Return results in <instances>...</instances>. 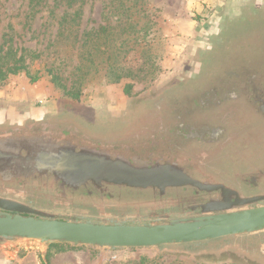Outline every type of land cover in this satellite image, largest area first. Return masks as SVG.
Wrapping results in <instances>:
<instances>
[{"label":"flooded vegetation","instance_id":"flooded-vegetation-1","mask_svg":"<svg viewBox=\"0 0 264 264\" xmlns=\"http://www.w3.org/2000/svg\"><path fill=\"white\" fill-rule=\"evenodd\" d=\"M201 69L191 57L160 94L115 107L0 100V213L157 225L263 207L264 137L246 140L251 126L264 129V83L207 89L194 77ZM174 85L183 92L171 93ZM168 100L182 108H166ZM13 241L0 238V264ZM176 248L264 264V231Z\"/></svg>","mask_w":264,"mask_h":264},{"label":"rangeland","instance_id":"rangeland-1","mask_svg":"<svg viewBox=\"0 0 264 264\" xmlns=\"http://www.w3.org/2000/svg\"><path fill=\"white\" fill-rule=\"evenodd\" d=\"M29 4L30 0H0V57L11 45L23 68L0 81L4 102L64 100L94 109L115 107L146 92L158 94L191 57L202 67L195 79L208 82L203 88L226 85L236 90L234 85L239 83H264V0H37L35 7ZM3 62L0 59V67ZM34 75L39 79L31 83ZM173 87L171 93L184 90ZM166 104V108H182L181 100ZM261 129L251 126L247 143L261 141ZM223 239L205 243L214 245ZM211 252L169 246L107 255L58 244L49 247L43 258L39 247L14 240L3 264H135L140 259L144 264H234Z\"/></svg>","mask_w":264,"mask_h":264},{"label":"water","instance_id":"water-1","mask_svg":"<svg viewBox=\"0 0 264 264\" xmlns=\"http://www.w3.org/2000/svg\"><path fill=\"white\" fill-rule=\"evenodd\" d=\"M1 206L12 212L25 211L9 203ZM259 231H264V206L157 225H99L0 213V238L37 246L43 258L51 244L89 248L110 255L118 250L157 251Z\"/></svg>","mask_w":264,"mask_h":264},{"label":"trees","instance_id":"trees-1","mask_svg":"<svg viewBox=\"0 0 264 264\" xmlns=\"http://www.w3.org/2000/svg\"><path fill=\"white\" fill-rule=\"evenodd\" d=\"M36 1V3H35ZM30 6L34 5L35 7L37 5V0H30ZM16 52L11 45L6 49L3 55H1L0 59H2L4 62L2 66L0 67V81L4 79L6 74H15L18 73V71L22 70V66H18V63L20 62V58L16 60ZM36 57V56H35ZM34 57V58H35ZM3 69L5 71L3 72ZM39 77L37 75L31 76L30 82L35 83L37 82ZM51 79L54 83L58 84V78L54 75H51ZM58 244H51L49 247L57 246ZM48 247V248H49ZM144 259H140L137 263L135 264H144ZM111 264H114L111 263Z\"/></svg>","mask_w":264,"mask_h":264}]
</instances>
